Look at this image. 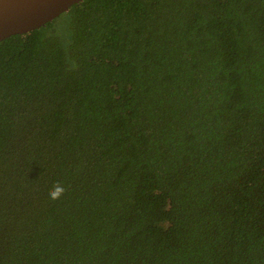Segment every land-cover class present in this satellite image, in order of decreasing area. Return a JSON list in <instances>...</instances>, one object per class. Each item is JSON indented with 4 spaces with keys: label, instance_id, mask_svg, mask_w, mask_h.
Listing matches in <instances>:
<instances>
[{
    "label": "trees",
    "instance_id": "1",
    "mask_svg": "<svg viewBox=\"0 0 264 264\" xmlns=\"http://www.w3.org/2000/svg\"><path fill=\"white\" fill-rule=\"evenodd\" d=\"M0 264H264V0H84L1 41Z\"/></svg>",
    "mask_w": 264,
    "mask_h": 264
},
{
    "label": "water",
    "instance_id": "2",
    "mask_svg": "<svg viewBox=\"0 0 264 264\" xmlns=\"http://www.w3.org/2000/svg\"><path fill=\"white\" fill-rule=\"evenodd\" d=\"M84 0H0V42L58 19Z\"/></svg>",
    "mask_w": 264,
    "mask_h": 264
},
{
    "label": "clouds",
    "instance_id": "3",
    "mask_svg": "<svg viewBox=\"0 0 264 264\" xmlns=\"http://www.w3.org/2000/svg\"><path fill=\"white\" fill-rule=\"evenodd\" d=\"M63 191H64L63 187L57 185L54 187L53 191H51L49 193V198L53 199V200L57 199L60 197V195L63 193Z\"/></svg>",
    "mask_w": 264,
    "mask_h": 264
}]
</instances>
